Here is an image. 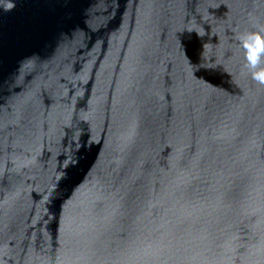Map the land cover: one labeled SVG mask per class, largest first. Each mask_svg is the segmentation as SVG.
<instances>
[{
	"label": "water",
	"instance_id": "95a60500",
	"mask_svg": "<svg viewBox=\"0 0 264 264\" xmlns=\"http://www.w3.org/2000/svg\"><path fill=\"white\" fill-rule=\"evenodd\" d=\"M264 0H0V264H264Z\"/></svg>",
	"mask_w": 264,
	"mask_h": 264
},
{
	"label": "clouds",
	"instance_id": "9594fccd",
	"mask_svg": "<svg viewBox=\"0 0 264 264\" xmlns=\"http://www.w3.org/2000/svg\"><path fill=\"white\" fill-rule=\"evenodd\" d=\"M237 39L243 54V67L257 84L264 85V25H253Z\"/></svg>",
	"mask_w": 264,
	"mask_h": 264
}]
</instances>
